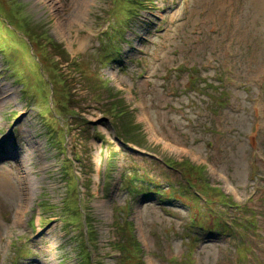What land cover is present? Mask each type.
<instances>
[{
  "label": "rangeland",
  "instance_id": "374dc122",
  "mask_svg": "<svg viewBox=\"0 0 264 264\" xmlns=\"http://www.w3.org/2000/svg\"><path fill=\"white\" fill-rule=\"evenodd\" d=\"M159 160L257 216L244 255L127 190ZM1 181L0 264H264V0H0Z\"/></svg>",
  "mask_w": 264,
  "mask_h": 264
},
{
  "label": "trees",
  "instance_id": "16d2710c",
  "mask_svg": "<svg viewBox=\"0 0 264 264\" xmlns=\"http://www.w3.org/2000/svg\"><path fill=\"white\" fill-rule=\"evenodd\" d=\"M139 5H141V4H139ZM117 106H118V104H117ZM121 129H123L122 130V132H123L122 135L127 139V143H133V142L137 143L136 140L132 139L134 137V136L132 137V135H135V134L130 129V126H127V127L125 126V127H122ZM165 163L167 164L166 167L169 170H173L174 171L175 164H176L175 162H172V161L168 160V161H165ZM188 168L190 169V171L193 170V167H191V166H188ZM133 175H134L135 178H132L130 181L133 182L136 185V189L139 188L138 191H140V192L143 191L144 192L143 194L152 195V196H160L161 198L166 197L167 199H174L175 198L174 191L176 189H175V186L173 184H170L169 188L167 190H164V189H161L160 186L155 184V182L150 184L146 177L140 176L138 173H134ZM131 182H129L127 180L128 184H130ZM136 182H138V184H136ZM145 182H147L148 185H146ZM135 185L133 186L134 188H135ZM145 186H148L149 188L145 187ZM151 186H152V188H150ZM143 187H145V188H143ZM189 188H191V185L187 188V190H189ZM187 192H189V191H185L184 190L185 194L183 195V198H186L188 200L194 201V199H191V198L189 199L188 198L189 196H188ZM177 200H178V198H177ZM127 225L131 226V223H127ZM122 235H123V240L118 245H120L119 246V249H120L119 252L121 253V255H124V253H126L127 251H126V249L124 247V243H125V238L124 237L125 236H124L123 232H122ZM131 242H132V244L135 247L138 248L137 240L134 237H127V244H130ZM80 256H81V263L80 264H93L91 253L88 252V250H87V248H86V246L84 244H83V247L80 249Z\"/></svg>",
  "mask_w": 264,
  "mask_h": 264
},
{
  "label": "bare ground",
  "instance_id": "6f19581e",
  "mask_svg": "<svg viewBox=\"0 0 264 264\" xmlns=\"http://www.w3.org/2000/svg\"><path fill=\"white\" fill-rule=\"evenodd\" d=\"M84 3H85V2H83L82 5H83ZM126 6H127V5H126ZM149 124H150L149 126L152 128V124H151V123H149ZM0 185H1V186H6V184H4L3 181L0 182Z\"/></svg>",
  "mask_w": 264,
  "mask_h": 264
}]
</instances>
